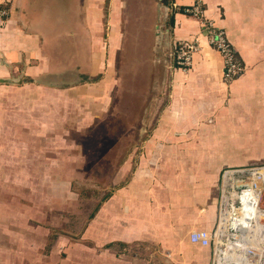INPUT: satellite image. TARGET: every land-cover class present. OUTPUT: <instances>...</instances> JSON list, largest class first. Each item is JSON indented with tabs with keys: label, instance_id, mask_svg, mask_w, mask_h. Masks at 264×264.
I'll return each mask as SVG.
<instances>
[{
	"label": "crops",
	"instance_id": "1",
	"mask_svg": "<svg viewBox=\"0 0 264 264\" xmlns=\"http://www.w3.org/2000/svg\"><path fill=\"white\" fill-rule=\"evenodd\" d=\"M195 1L246 67L231 83L199 22L172 11ZM132 2L127 10L125 0H7L0 264H211L210 248L189 236L215 226L221 171L264 163V0ZM193 39L200 48L189 70L172 68V46ZM109 113L125 127L94 133L91 161L112 169L109 186L92 196L79 234L67 233L58 222L76 195L61 170L86 163L81 150L67 154V135Z\"/></svg>",
	"mask_w": 264,
	"mask_h": 264
},
{
	"label": "built area",
	"instance_id": "2",
	"mask_svg": "<svg viewBox=\"0 0 264 264\" xmlns=\"http://www.w3.org/2000/svg\"><path fill=\"white\" fill-rule=\"evenodd\" d=\"M172 11L199 22L207 44L221 58L224 83H231L244 73L246 67L225 31L204 15L200 1L186 7L173 5ZM9 14L7 0H0V27ZM199 48L197 39L176 42L170 54L172 68L189 70ZM220 179L225 187L220 189L215 226L211 231L191 232L190 242L210 248L211 264H264V163L223 169Z\"/></svg>",
	"mask_w": 264,
	"mask_h": 264
},
{
	"label": "rangeland",
	"instance_id": "3",
	"mask_svg": "<svg viewBox=\"0 0 264 264\" xmlns=\"http://www.w3.org/2000/svg\"><path fill=\"white\" fill-rule=\"evenodd\" d=\"M142 1L146 2V4L148 5V1L153 3L155 0H142ZM125 2L128 5L127 10L129 9L128 7L130 5H132L131 7L133 10L132 0H125ZM105 10L106 9H104V12H105ZM146 18H149V16ZM130 31H131V27H130V30H128V28H127V30H126V42H124V46H123V50H122V52L125 54V56L127 55L128 50L131 49V46L133 44V40L131 39ZM69 36L70 35H68V38H67L68 48H69V43L71 42ZM142 38H143V44H142L143 48L146 47L148 49L152 38H150V36H148V35L144 36V34H143ZM102 43H103V41H101V44ZM134 61H135V59H134ZM117 66H118V61H117ZM73 76L75 77V75H73ZM74 77L70 76L68 80H72ZM114 101L116 102V99ZM113 115L114 114L109 113L108 116H105L106 117L105 119H102L101 121L95 122L94 126L91 125V128H89L88 130H85L84 133L81 135L79 133L75 134V132H71V131H69V133L67 135V139L69 140V144L72 143V145L74 146V148H71L68 150L67 154L69 156H73L76 153L75 151L79 152L81 150L83 153V157L85 159V162H86L84 167L73 166L72 168H69V169L63 168L61 170V171H63L62 172L63 175L65 174V170H66L68 178H69V184L67 185L68 186V188H67L68 192L74 193L76 195L75 197L73 196L74 198H70V197L68 198V201H67L68 211H66L67 215H65V216L62 215L60 222H58L60 224L63 223L64 225H67L65 227L66 230L64 229L65 231H67V233H72L74 235L79 234L77 232L79 227L81 228V226L83 224H85V222L89 219L90 212H91L92 207H93L92 196H98L99 195L98 193L103 194L106 192L105 188L108 185V180H106V179L108 178V176L112 175V169L104 161H101V164L97 163L96 165H94L93 162H91V161H93L92 160V148L95 146L100 147L99 143H96L94 145V141L97 139V136H95L94 133H99V130L102 131L104 128L108 129L111 127H113V128L125 127L123 121H121V119L119 120V118L117 119V116H116V118H114ZM127 119H128V117H126V120ZM136 138H137L136 136H133L131 139L134 142V139H136ZM111 139H113L112 136L111 137H105L106 146H109L107 144H108V141H110ZM78 163H79V161H78ZM69 164L75 165V162L69 161ZM76 167H78V168H76ZM97 178L103 180V181L100 180V182H99V186L101 187L100 189H97L98 184H93L94 183L93 181H95ZM61 190H63V188ZM57 202L60 203L59 200ZM78 202L84 203V205H80V204L78 205L77 204ZM83 211H84V214L80 215V213ZM87 213L89 214V216H87ZM55 231L61 232L63 230L55 229Z\"/></svg>",
	"mask_w": 264,
	"mask_h": 264
},
{
	"label": "trees",
	"instance_id": "4",
	"mask_svg": "<svg viewBox=\"0 0 264 264\" xmlns=\"http://www.w3.org/2000/svg\"><path fill=\"white\" fill-rule=\"evenodd\" d=\"M163 1H165V0H163Z\"/></svg>",
	"mask_w": 264,
	"mask_h": 264
}]
</instances>
